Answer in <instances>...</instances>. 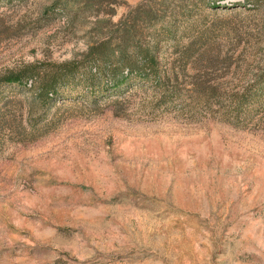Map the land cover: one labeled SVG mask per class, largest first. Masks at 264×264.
Returning a JSON list of instances; mask_svg holds the SVG:
<instances>
[{
  "label": "rangeland",
  "instance_id": "1",
  "mask_svg": "<svg viewBox=\"0 0 264 264\" xmlns=\"http://www.w3.org/2000/svg\"><path fill=\"white\" fill-rule=\"evenodd\" d=\"M81 4L0 0V78L128 21L163 90L0 85V264H264V0Z\"/></svg>",
  "mask_w": 264,
  "mask_h": 264
},
{
  "label": "trees",
  "instance_id": "2",
  "mask_svg": "<svg viewBox=\"0 0 264 264\" xmlns=\"http://www.w3.org/2000/svg\"><path fill=\"white\" fill-rule=\"evenodd\" d=\"M87 2L88 0H80V4L82 3L80 8L87 5ZM109 33L110 35L93 43L88 49L89 57L98 63L97 75L93 77L83 70L81 64L79 74L75 62L64 63L56 68L30 64L12 72L11 75L1 77L0 85L16 84L23 87L24 84H29L28 90L35 94L43 106L56 99L62 86L72 85L75 81L80 82V94L93 100L99 98L106 89L116 92L124 88L131 90L137 83L139 85L152 83L162 91V83L157 82L160 61L156 49L136 46L133 43L135 29L128 28V21L120 23L118 29ZM46 124L42 123L39 128L44 130Z\"/></svg>",
  "mask_w": 264,
  "mask_h": 264
}]
</instances>
